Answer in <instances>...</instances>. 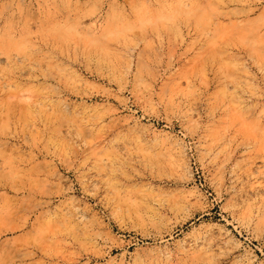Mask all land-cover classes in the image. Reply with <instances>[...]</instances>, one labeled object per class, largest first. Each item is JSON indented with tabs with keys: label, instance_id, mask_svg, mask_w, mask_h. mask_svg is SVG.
<instances>
[{
	"label": "rangeland",
	"instance_id": "374dc122",
	"mask_svg": "<svg viewBox=\"0 0 264 264\" xmlns=\"http://www.w3.org/2000/svg\"><path fill=\"white\" fill-rule=\"evenodd\" d=\"M0 264H264V0H0Z\"/></svg>",
	"mask_w": 264,
	"mask_h": 264
}]
</instances>
